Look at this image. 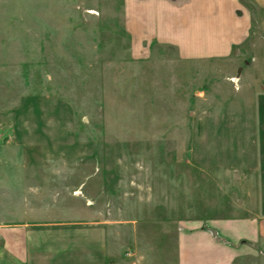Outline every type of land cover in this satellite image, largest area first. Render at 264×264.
<instances>
[{"label":"rangeland","instance_id":"rangeland-1","mask_svg":"<svg viewBox=\"0 0 264 264\" xmlns=\"http://www.w3.org/2000/svg\"><path fill=\"white\" fill-rule=\"evenodd\" d=\"M242 3V44L185 58L132 36L126 0H0L1 247L29 222L43 253L175 264L180 226L253 219L234 264H264V11Z\"/></svg>","mask_w":264,"mask_h":264},{"label":"crops","instance_id":"crops-1","mask_svg":"<svg viewBox=\"0 0 264 264\" xmlns=\"http://www.w3.org/2000/svg\"><path fill=\"white\" fill-rule=\"evenodd\" d=\"M126 1L132 36L172 44L185 58L228 56L249 37L253 27L254 15L242 0ZM252 1L264 11V0ZM260 28L264 29V22ZM32 226L29 222L19 226L25 237L15 241L13 250V244L4 239L0 246V264H137L130 255L122 259L111 254L110 260L100 238H95L89 253L80 250L70 256L37 251L36 240L29 236ZM245 240L260 246L262 225L258 220H217L206 226L190 222L179 227L175 264H234L248 249L242 243ZM148 262L144 258L138 261L139 264Z\"/></svg>","mask_w":264,"mask_h":264}]
</instances>
